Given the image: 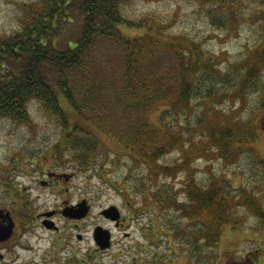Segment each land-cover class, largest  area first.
Masks as SVG:
<instances>
[{
	"label": "trees",
	"instance_id": "trees-1",
	"mask_svg": "<svg viewBox=\"0 0 264 264\" xmlns=\"http://www.w3.org/2000/svg\"><path fill=\"white\" fill-rule=\"evenodd\" d=\"M124 3L23 2L17 26L0 36V66L4 70L0 71V116L27 125L34 136L39 125L29 108L36 100L60 128L59 139L49 148V152L54 149L53 158L71 157L75 166L99 168L97 158L105 153L100 134L105 133L124 147L130 168L146 165L152 175L163 168L159 161L170 151L175 137L179 141L182 136L172 135L171 118L181 121L183 113L197 110L200 102L222 97L233 104L240 102V107L239 113L231 115L233 121L210 128L216 152L222 159L247 152L251 172L254 168L264 171V158L254 146L260 134L257 121L264 114V0H195L198 8H208L209 23L228 34L239 33L249 21L245 19L246 7L256 16L258 42L226 69H218L200 43L168 32L155 19L128 20ZM132 29L136 31H127ZM254 94L255 99L251 98ZM194 99L199 103L194 104ZM158 105H163L164 130L147 120L149 111ZM202 118L200 113L198 124ZM174 170L175 166L166 165L162 171L173 176L169 173ZM233 174L231 178L211 176L206 183L190 178L185 184L187 199L181 203L157 196L151 186L137 187L140 194L147 191L151 209L169 201L185 219L177 220L169 211L164 219L155 217L149 229L150 245L163 239L172 245L184 240L183 244L193 247L189 257L198 264L206 255L200 240L219 245L221 226L236 228L242 217L230 206L231 197L237 198L238 207L243 203L247 208L248 201L255 204L251 198L255 188L233 186L238 172ZM146 177L153 180V175ZM111 183L119 192L129 190L124 183ZM130 191L135 198L139 196L135 189ZM257 212L263 215L261 209ZM184 222L187 224L182 225ZM158 224H162L161 230ZM261 250L255 256L256 264H264L259 261ZM162 259V264L175 262Z\"/></svg>",
	"mask_w": 264,
	"mask_h": 264
},
{
	"label": "rangeland",
	"instance_id": "rangeland-1",
	"mask_svg": "<svg viewBox=\"0 0 264 264\" xmlns=\"http://www.w3.org/2000/svg\"><path fill=\"white\" fill-rule=\"evenodd\" d=\"M32 1L35 0H0V36L9 34L17 26L18 17L22 15L20 5ZM124 4L128 20L152 18L161 23L168 32L200 43L199 46L206 52V56L215 59L218 69H226L230 63L238 61L258 42V23L255 21L256 16L251 15L250 7L245 8V19L247 17L249 21L243 23L241 31L228 34L209 23L208 8H198L195 0H125ZM259 9L256 8V11ZM127 31L133 33L136 30ZM114 49L111 50L113 54ZM0 71H4L1 66ZM221 98L220 101L212 98L200 103L194 99V104L199 103L197 110L183 113L181 121L171 118L172 135L182 136L179 141L175 137L174 145L159 161L163 168L158 173H152V181L146 177L152 176L148 174L147 166L137 165L130 168L129 159L124 155V147L105 133L100 134L105 153L97 158L99 168L88 170L75 166L71 157L62 160L53 158L54 149L52 147L53 150L49 152V148L59 139L60 128L55 121L48 118L40 103L33 100L29 112L39 125L34 136L27 125H18L0 116V202L8 200L7 194L2 192L4 188L5 191H17V195L28 198L35 206L56 209L58 213L53 220L60 227L58 234L66 237V258H77V261L82 258L81 264H162L163 257L174 259L175 262L171 261V264H196L189 257L193 253V247L183 244L184 240H176L172 245L163 239L150 245L149 229L155 217L157 221L159 217L164 219L169 211L177 220L185 219L169 201L163 207H157V211L151 209L146 201L147 191L143 190L140 194L137 187L151 186L157 196L162 195L181 203L187 199L185 184L190 178L206 183L211 176L225 174L231 178L236 171L238 174L232 180V185L253 186L256 192L253 189L251 198L255 204L248 201L247 208L243 207V203L242 207H238L235 206L237 198L231 197L230 206L236 208L237 216L242 217L236 228L229 224L221 226L219 245L200 240L206 255L201 257L198 264H256L258 259L255 256L261 247L259 261L264 263V171L254 168L255 171L251 172L252 165L248 166L247 152L242 151L229 159H222L216 152L210 128L233 121L231 115L239 113L240 107V102L233 104ZM251 98L255 99L256 95ZM161 109L163 105L149 111L147 120L153 126L164 130ZM200 113L203 121L198 124ZM257 122L260 134L259 141L254 146L264 158V114ZM32 151L37 153L32 156ZM166 165L175 166L174 172L169 173L173 176L162 171ZM47 173H64L65 176L55 186L48 188L39 183V177ZM111 181L116 184L124 183L129 190L125 193L119 192ZM130 189H135L139 196L135 198L130 194ZM235 192L236 190L232 191L233 194ZM169 196L171 197L168 198ZM82 202L89 207V212L80 219L66 217L60 212L66 207L78 208ZM111 205H116L122 211L124 226H117L102 214ZM257 209H261L262 216L257 214ZM237 221L238 218L235 222ZM185 224L187 222L182 225ZM99 225L111 231L113 240L109 249L97 252L99 249L93 234ZM158 227L161 230L162 224H158ZM38 233L49 235L45 243L50 242V248H53L54 240L59 237L53 229L45 233V230L38 228L36 234ZM239 258L242 261L235 260Z\"/></svg>",
	"mask_w": 264,
	"mask_h": 264
},
{
	"label": "flooded vegetation",
	"instance_id": "flooded-vegetation-1",
	"mask_svg": "<svg viewBox=\"0 0 264 264\" xmlns=\"http://www.w3.org/2000/svg\"><path fill=\"white\" fill-rule=\"evenodd\" d=\"M64 176V173H47L39 177V183L49 188ZM2 192L8 200L0 202V264H81L82 258L78 261L76 257L66 258V237L58 234L60 227L53 220L58 213L56 209L35 206L28 198L17 195V191L3 188ZM63 211H60L62 215ZM122 220L119 227L124 226ZM38 228L45 233L51 229L57 232L59 237L54 240L53 248L50 242L45 243L48 234H36Z\"/></svg>",
	"mask_w": 264,
	"mask_h": 264
},
{
	"label": "water",
	"instance_id": "water-1",
	"mask_svg": "<svg viewBox=\"0 0 264 264\" xmlns=\"http://www.w3.org/2000/svg\"><path fill=\"white\" fill-rule=\"evenodd\" d=\"M87 202V201H86ZM76 206L66 207L63 211L64 215L70 218H82L89 212V207L82 202L79 204L78 208ZM102 214L113 221L120 222L121 211L116 205H111L110 207L104 209ZM94 240L100 250H106L112 246V233L109 229H104L102 226H97L94 229L93 234Z\"/></svg>",
	"mask_w": 264,
	"mask_h": 264
}]
</instances>
